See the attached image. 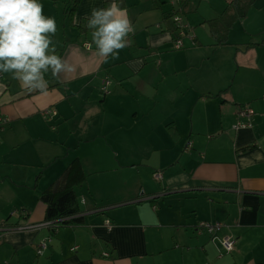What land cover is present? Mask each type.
<instances>
[{
	"label": "crops",
	"instance_id": "crops-1",
	"mask_svg": "<svg viewBox=\"0 0 264 264\" xmlns=\"http://www.w3.org/2000/svg\"><path fill=\"white\" fill-rule=\"evenodd\" d=\"M131 1L119 0L134 28L128 44L118 58L104 59L92 43L88 17L93 7H107L112 0H39L43 14L57 22L56 54L74 71L59 77L49 71L43 91H29L11 73H0V116L7 120L0 134H12L0 144V156L24 137L68 150L90 147L58 162L50 174L24 175L25 164L0 162V187L10 183L15 197V187L37 188L45 179L41 193L46 191L75 159L86 175L71 185L78 223L44 225L41 193L26 191L17 205L7 206L22 212L0 214V264H264V59L258 62L264 51V0L259 6L255 0L243 19L233 10L238 0H224L220 13L221 4L215 7L203 24L221 19L228 27L221 36L210 31L207 48L184 68L174 61L184 56L171 52L168 34L174 29L166 7L157 0ZM227 11L233 18L222 15ZM185 38L180 50L189 44L195 48L186 55L199 53L196 37L186 44ZM227 61L228 70L218 65ZM149 63L151 73L145 70ZM188 68L193 71L185 81ZM106 77L110 90L100 95ZM93 100L104 106L101 127L89 110ZM128 103L137 107L129 110L133 127L119 120ZM244 106L253 111L251 128L236 130L237 111ZM47 108L56 115H43ZM101 138L104 144L91 146ZM121 140L130 145H120ZM110 175L120 181L111 184ZM113 187L117 194H110ZM10 200L0 197V205ZM201 222L225 227L213 239L198 233ZM225 236L234 241L231 251L222 247ZM41 243L46 247L39 253Z\"/></svg>",
	"mask_w": 264,
	"mask_h": 264
},
{
	"label": "clouds",
	"instance_id": "clouds-1",
	"mask_svg": "<svg viewBox=\"0 0 264 264\" xmlns=\"http://www.w3.org/2000/svg\"><path fill=\"white\" fill-rule=\"evenodd\" d=\"M92 43L97 54L118 58L134 31L119 0L104 8L93 7L88 17ZM57 33L54 17L43 14L39 0H0V73H11L29 91L46 90L45 74L53 77L74 68L56 54L53 37Z\"/></svg>",
	"mask_w": 264,
	"mask_h": 264
},
{
	"label": "rangeland",
	"instance_id": "rangeland-1",
	"mask_svg": "<svg viewBox=\"0 0 264 264\" xmlns=\"http://www.w3.org/2000/svg\"><path fill=\"white\" fill-rule=\"evenodd\" d=\"M68 1V0H67ZM177 1V2H176ZM184 0H157L159 5L165 6L166 10L165 12H167V16L168 14H171V11H176V13L178 14V17L181 19L182 23L185 26L184 32L185 35L182 37H188L184 39V43L186 44V40L189 41V39L195 38L198 41V46L200 45V47L198 48L200 51L199 53H189L188 55H186L185 53L189 52L190 50H192L195 47H191L189 44H187L185 46V50H175L174 47V41L178 38V33L176 31H173V33L168 34L171 38V41H173L172 44V50L171 52H178L180 54L178 55H182L183 57L180 56H175L174 57V61L175 63H177V65L181 68H184L185 65H187L189 63V61H194L199 55L202 54V51L204 49H206V45L208 43V40L210 38V30H209V26L207 24H203V22L205 20L210 19L211 17H213L214 15V8L218 7V5L220 6L221 4V9L219 10L218 13H220L224 7H225V1L224 0H189L188 3V8L187 9H183L182 8V4H183ZM259 0L256 3V6H259L260 4ZM146 2V0H132L131 3H140V4H144ZM187 2V0H186ZM66 5H69L71 3L70 2H66ZM178 4V5H177ZM253 12H255L253 9L251 11V13H249V16H252ZM253 17H251L252 20ZM251 28V27H249ZM153 31V30H152ZM151 31V32H152ZM171 34H173V39L171 37ZM256 41V40H254ZM258 41H261V38H258ZM171 44H167V45H171ZM192 44V43H191ZM193 45V44H192ZM202 45V46H201ZM196 46V47H198ZM164 46L159 47V50H162ZM156 49V48H155ZM155 49H151L152 52L155 51ZM135 50V49H133ZM228 48L227 49H223V51H221V53L219 54V56L221 55H225L226 52H228ZM137 53H140L139 51H137ZM142 55H147V54H140ZM186 57V58H185ZM147 61L150 62L152 57L147 56ZM264 59V51H260L258 52V62L261 64L262 61ZM158 62V61H157ZM156 64V63H154ZM218 65H220L221 67H223L224 69H230V67H232V64L230 63V61L228 62H223V63H218ZM237 67V65H235ZM201 68L197 69L198 72V76H201ZM145 70L148 73H151L152 71V65L151 63H149L148 65L145 66ZM191 71H193L192 69H187L186 73H185V77L183 80L187 81V73H190ZM126 74L129 75L130 70L126 69ZM138 75V74H137ZM139 77V75H138ZM110 82L112 83L111 79ZM128 86H131V84L128 83ZM111 87V86H110ZM102 85L100 86V92L102 95V91H101ZM108 90H110V88H108ZM238 90V89H237ZM110 93L112 92L109 91ZM128 105H132L131 107H128ZM103 107L102 103L100 101H92L90 106H89V110L91 112V114L95 117V121L97 122V124L101 127L103 126V120L104 117L101 116L102 115V111H103ZM124 108L126 109V114L124 116L120 117V121L122 123H124L125 125H127L128 127H133V121L131 118V115L129 113V110L133 111L136 107L135 104L133 103H128L125 104ZM100 113V116H96L95 113ZM4 127V126H3ZM2 132V131H0ZM12 140V134L11 133H7V134H0V144H6L7 142ZM104 142H106V140L104 138H101L98 140V143H94L91 146H99L100 144H104ZM124 143H126L127 145H130V141H124L121 140V144L120 145H125ZM12 149L9 151V153L4 156H0V162H6L7 160L9 161H13V162H19V163H23L25 164L28 169H23L22 171H20L22 174L26 175V174H31V173H38V172H46L48 174L52 173V170L54 168V166L58 163V162H62L64 160H66L68 157H72L74 155L83 153L88 151V149L90 147H83L80 150L79 149H75V150H68L66 148H63L62 146H59L57 144H52L49 142V140H42V139H36V138H29V137H24V138H18L15 141H12ZM3 152V150L1 149V153ZM110 160L113 163L114 166H118V163L115 161V158L113 157V155L110 154ZM94 167H103L101 164H95ZM113 174V173H112ZM141 174H145L144 171H141ZM151 174V172H150ZM147 177V174H146ZM51 179V181L53 182L54 177L49 178ZM135 179H139V177H137V174L135 173ZM153 179V176H152ZM46 179L40 184V186H38L37 188H29L27 186H19V187H15L18 190L17 196H12L11 192L14 190V187L10 184L7 183L4 186L0 187V197L5 199V200H10L9 203H2L0 205V214H4L5 212L8 210V215L12 214V215H17L19 213L22 212V208L19 206H13L10 207L8 209L7 206L9 205H17V201L21 198H23L26 195V191L29 192H33L34 194L38 195V193H41V189L44 187L45 183H46ZM120 181V179L116 176V175H110V183L111 184H116ZM158 183V181H157ZM87 185L89 186L88 182ZM119 191L116 187H113L110 190V194H117ZM121 207V206H118ZM14 221V218L13 220ZM45 224V223H44ZM234 248V247H233ZM232 248V249H233Z\"/></svg>",
	"mask_w": 264,
	"mask_h": 264
},
{
	"label": "trees",
	"instance_id": "trees-1",
	"mask_svg": "<svg viewBox=\"0 0 264 264\" xmlns=\"http://www.w3.org/2000/svg\"><path fill=\"white\" fill-rule=\"evenodd\" d=\"M254 1L255 0H238V3L240 5L232 4L233 2H231V4L234 7L233 10L237 12L238 17L243 19L246 16L248 8L254 3ZM77 3L78 1L74 3L72 10L76 9ZM182 8L186 9V0L183 1ZM225 14L233 18L232 14L228 13V11L224 12L222 15ZM175 17H178V14L176 13V11H171V14H169V18L173 23L174 31H176L178 28V26H176V23L174 22ZM208 26L210 27V31L213 35L221 36L223 35L226 27H228V24H222L221 19H214L208 21ZM105 80H107L110 84L109 78L106 77L102 81V87ZM109 84L107 85V88ZM101 91L103 94H108V91L107 93H104L102 88ZM249 148L251 147H245L243 149ZM154 174H156V172ZM85 179L86 175L83 171L81 162L78 159H75L68 165L63 174L57 180H55L46 191L41 193L40 201H42V203H44L46 206L45 219L46 222H51L52 228L57 229L61 225L75 224L80 221L78 218H74L80 213V210L77 207L76 195L72 190L71 185L73 183H80Z\"/></svg>",
	"mask_w": 264,
	"mask_h": 264
},
{
	"label": "built area",
	"instance_id": "built-area-1",
	"mask_svg": "<svg viewBox=\"0 0 264 264\" xmlns=\"http://www.w3.org/2000/svg\"><path fill=\"white\" fill-rule=\"evenodd\" d=\"M174 22L176 23V26H178V38L174 41V47L175 49H181L183 47V43H182V37L185 35L184 29L185 26L183 25L181 19L179 17H175L174 18ZM109 84V82L107 80H105L103 82V87L102 90L104 93H107V85ZM43 115L45 116H49V117H53L56 115V112L52 109H45V111L43 112ZM253 116V111L252 109H250L247 106H244L242 108H240L237 111V122L234 125V128L236 130H241V129H246V128H251V118ZM7 120L0 117V129L3 128V126L6 124ZM156 178H159V174L156 173L155 174ZM44 225H48L51 227V222H45ZM225 226L219 222H201L198 224L197 226V231L198 233L201 232H206L208 233L213 239L216 238V235L222 231V229ZM221 244L222 247L226 250V251H231L232 248L234 247V241H232V239L229 236H225L222 240H221ZM46 247L45 243H41L39 246V250L38 252L41 253L42 250H44ZM5 264H9V263H5Z\"/></svg>",
	"mask_w": 264,
	"mask_h": 264
}]
</instances>
